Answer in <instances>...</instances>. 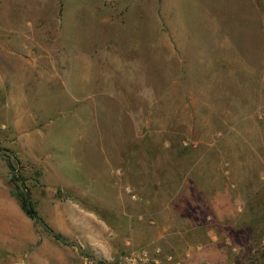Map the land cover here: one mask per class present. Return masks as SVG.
I'll use <instances>...</instances> for the list:
<instances>
[{"label": "rangeland", "instance_id": "374dc122", "mask_svg": "<svg viewBox=\"0 0 264 264\" xmlns=\"http://www.w3.org/2000/svg\"><path fill=\"white\" fill-rule=\"evenodd\" d=\"M0 24L23 25L31 57L12 109L0 64V183L20 231L0 234V264H264V0H0ZM104 38L147 52V91L143 77L122 93L85 84L70 56ZM18 106L40 163L19 146Z\"/></svg>", "mask_w": 264, "mask_h": 264}, {"label": "crops", "instance_id": "0c3cea01", "mask_svg": "<svg viewBox=\"0 0 264 264\" xmlns=\"http://www.w3.org/2000/svg\"><path fill=\"white\" fill-rule=\"evenodd\" d=\"M125 4L121 5L119 7L120 12L122 9H125ZM99 7H96L94 9V14H98ZM108 12V11H107ZM123 13V11H122ZM109 18L108 16H105L104 19ZM6 21V20H5ZM23 25L19 24H0V27L2 30L6 31L8 35L2 36L0 38V64L1 68L4 73V77H2V88L4 93L6 94V102L8 103L7 107L9 109H12L13 105L17 103L18 101V95L17 91L15 90L14 84L16 78L18 77V69L21 67L22 63L28 62L31 60V57L27 58L28 54V47L24 51L22 49H18L19 46L18 40L21 37H23L24 30L21 28ZM12 33V35H11ZM3 38V39H2ZM27 40H31V43L34 42V40L29 37H25ZM105 39V38H104ZM98 41V40H97ZM29 43V44H31ZM95 44V43H93ZM28 46V44H26ZM124 45V48H121V46ZM127 46V47H126ZM129 46V47H128ZM135 44H133L134 48ZM109 47H112L109 49ZM131 43H123L116 41L115 43H111L110 41L101 40L100 44H98L95 49H93V53L90 55H78V52L70 56L72 60L76 61V65L73 67H79L81 68L82 74L85 72V84L95 81L99 85H103V91L101 90V93H109V92H129L130 89H127L126 87L132 86V84L137 85L138 80L143 77V84H141V87H144L141 89L148 90V80L144 77L148 75V69L149 64L147 63L148 56L147 52L145 51L144 58L143 56L131 59L128 57L127 53L128 51L126 49H130ZM71 50H75L72 48ZM57 53L53 54L52 52L49 53V56L43 55L47 61H49V69H45L48 73H55V75L59 71L58 67V59H57ZM35 57V56H34ZM66 58L67 64H65V67H62V72L64 73V76H66V82L70 79V76L72 75L73 71H75L73 68H70L71 65L69 64V59ZM33 60L36 59H43L41 57H35ZM152 59V58H151ZM105 61V62H104ZM42 62V61H41ZM44 63V62H43ZM46 63V61H45ZM47 64V63H46ZM45 66V65H44ZM106 66H110L106 72L109 71L111 74H109L110 77H99L96 78L95 72L98 68H101L104 70ZM95 70V71H93ZM59 74V73H58ZM53 75V74H52ZM10 77L11 81L7 80L6 78ZM82 84H84V79L82 77ZM89 81V82H87ZM68 82L67 84H69ZM96 83V84H97ZM141 82H139L140 84ZM97 84V85H98ZM73 92H81L83 91V87L79 88L78 86L81 84L74 83L73 84ZM19 109V106H18ZM131 114V112H130ZM16 121L13 122V127L18 132V143L19 146L22 149L23 154L25 157H32L33 162H41V153L35 151L36 147L40 145L39 140H37L36 137H33L32 135H29V131H31L35 125L36 122L34 118L29 115L25 114V112L18 110L16 114ZM47 156V154H45ZM12 199V200H11ZM13 202L16 204V200L14 196L11 194L10 188L8 185H4L0 183V234H8L12 233L18 234L20 231L17 228L11 227L10 224V218L14 215H17L18 209L13 206ZM9 206H12V212L9 210Z\"/></svg>", "mask_w": 264, "mask_h": 264}, {"label": "trees", "instance_id": "16d2710c", "mask_svg": "<svg viewBox=\"0 0 264 264\" xmlns=\"http://www.w3.org/2000/svg\"><path fill=\"white\" fill-rule=\"evenodd\" d=\"M11 167V166H10ZM12 168V167H11ZM15 192L14 194L17 196L19 201L20 208L24 211V213L35 223V224H42L46 230L57 240L65 241V238L62 237L59 233H56L45 224L42 218L38 215L37 210L35 209L32 201L30 200L28 192H21L18 191L16 187H14Z\"/></svg>", "mask_w": 264, "mask_h": 264}]
</instances>
